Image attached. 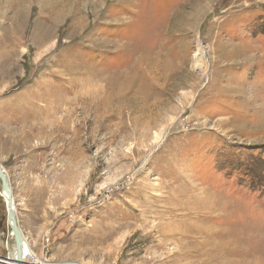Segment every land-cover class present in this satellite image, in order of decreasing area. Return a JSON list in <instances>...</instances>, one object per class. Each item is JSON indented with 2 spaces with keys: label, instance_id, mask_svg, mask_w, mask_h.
Wrapping results in <instances>:
<instances>
[{
  "label": "rangeland",
  "instance_id": "rangeland-1",
  "mask_svg": "<svg viewBox=\"0 0 264 264\" xmlns=\"http://www.w3.org/2000/svg\"><path fill=\"white\" fill-rule=\"evenodd\" d=\"M0 166L45 264H264V0H0Z\"/></svg>",
  "mask_w": 264,
  "mask_h": 264
},
{
  "label": "water",
  "instance_id": "water-1",
  "mask_svg": "<svg viewBox=\"0 0 264 264\" xmlns=\"http://www.w3.org/2000/svg\"><path fill=\"white\" fill-rule=\"evenodd\" d=\"M0 179L2 182V191L4 194L7 196V201H6V210H7V225L9 229L11 230V233L14 237V247L16 251V256L18 264H23L24 263V237L22 234V231L17 223L16 220V215L14 213V203L12 200V188L10 185V182L8 180V177L2 167L0 166ZM3 197V195H1ZM2 259H9L8 257H4ZM2 264V263H0ZM60 264H77V263H72V262H67V263H60Z\"/></svg>",
  "mask_w": 264,
  "mask_h": 264
},
{
  "label": "bare ground",
  "instance_id": "bare-ground-1",
  "mask_svg": "<svg viewBox=\"0 0 264 264\" xmlns=\"http://www.w3.org/2000/svg\"><path fill=\"white\" fill-rule=\"evenodd\" d=\"M2 167V166H1ZM3 169V168H2ZM4 170V169H3ZM5 172V171H4ZM6 173V172H5ZM7 175V174H6ZM8 177V176H7ZM9 180V179H8ZM3 196L5 197V199L7 200V196L4 194V192H2ZM12 197V195H11ZM13 200V198H12ZM14 203V202H13ZM14 213L16 215V208H15V204H14ZM16 220H17V217H16ZM11 236L13 237L12 233H11ZM24 237V236H23ZM8 245H6L7 247ZM23 254H24V263L23 264H45L44 262L40 261L39 259H37V256L32 254V252L30 251V249L28 250V247H27V243L25 241V238H24V250H23ZM17 256L16 258L14 259L15 260V263H10V264H18L17 262ZM6 259H2V257H0V263L2 264H5V261ZM9 264V263H8ZM48 264V263H47Z\"/></svg>",
  "mask_w": 264,
  "mask_h": 264
}]
</instances>
